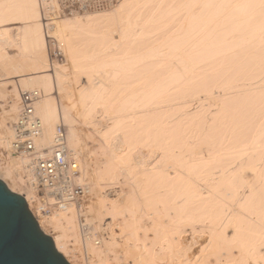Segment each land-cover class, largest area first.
<instances>
[{
	"label": "bare ground",
	"instance_id": "obj_1",
	"mask_svg": "<svg viewBox=\"0 0 264 264\" xmlns=\"http://www.w3.org/2000/svg\"><path fill=\"white\" fill-rule=\"evenodd\" d=\"M39 1L0 0V99L8 98L2 120L17 117L16 102L22 93L18 97V86L5 88L16 75L44 94L35 104L43 123L42 143L50 150L58 126H68V143L79 160L81 141L75 127L79 115L50 97L58 88L56 78L62 77L50 74L55 69L47 53ZM139 1L124 0L116 11L126 13L127 23L120 30L131 37L130 41L123 37L129 47L144 39L130 21ZM156 9L158 13L160 8ZM168 13L172 32L160 34L158 44H152L157 65L154 58L126 56L127 64L121 66L114 57L109 74L125 81L116 83L119 95H109L110 87L102 80L86 81L78 89L80 115L96 127V107L101 105L107 108L111 125L99 131L110 142L103 153L105 170L95 176L105 198L98 201L99 213L108 219L100 254L104 258L113 254V259H105L107 264H264V0H178ZM55 18H44L50 29ZM86 23L97 28L101 38L103 34L104 40L98 42L115 32L110 15H91ZM20 24L25 26L14 36L12 27ZM13 47H20L19 55L11 52ZM145 62L154 66H138ZM252 112L260 118L255 115L250 123ZM8 129L0 127V143L10 150V164L27 171L32 160L13 150L14 132L10 135ZM5 178L0 174L8 188L26 200L42 232L71 263L60 247L61 237L44 230L31 195L16 191ZM122 182L129 188L126 193ZM70 206L60 208L73 225L76 212ZM91 240L100 246V239L91 234L86 245Z\"/></svg>",
	"mask_w": 264,
	"mask_h": 264
},
{
	"label": "rangeland",
	"instance_id": "obj_2",
	"mask_svg": "<svg viewBox=\"0 0 264 264\" xmlns=\"http://www.w3.org/2000/svg\"><path fill=\"white\" fill-rule=\"evenodd\" d=\"M122 1H124V0H122ZM174 1L173 0H140L139 1V7L138 8L140 11L137 10L135 12L136 14L134 13L132 15L130 21H132V23H133V31H135V32L139 31V33H141L144 36V39H141V40H143V42L140 40L138 43H136L134 45H130V47H129V44H126V43H128L131 40L130 39L131 37L128 34H126L128 36H125V33L120 30V25L124 24V22L127 23L126 13L123 12L122 15L116 14V11L119 10L121 5H122V2H121V5L119 4L116 8H114L110 11H106V12L75 13L72 15L56 17L55 22L53 21L52 23H50V26L52 28V29H50L49 26H46L47 22L44 21V18L48 16L47 17V19H48L50 16H52V15H50L52 13V9H48L49 7H51V5L46 4L47 2H45L44 0L39 1L42 4V9H41L42 16H43L42 17V19H43L42 24H44V32H45L46 37H47V53H48L49 60L51 63V68L55 69L53 72H50V74L57 72L56 74L62 75V76L56 75V77L57 76L62 77V79L56 78L58 80L56 82L58 86L56 85V87H58V88H56L55 91H53V94L50 97L52 98V96H53L52 99L56 103H58L59 106L61 105L60 106L61 108L68 106V108L70 107L71 110L75 109L72 113L74 116L79 115V116L75 117V120H77L75 127L79 133V137H80V141H81V143H80L81 145L79 147L80 148L79 149L80 154L78 155L80 161L78 160V163L80 166L81 176L84 177L83 182H85L86 184L89 185V187H91V194L87 199L82 200L79 205H76V206L73 205L72 206L76 212V217H75L76 220H75V223L73 225H71V224L67 223L68 222L67 220H65V215H64V213L63 214L61 213L60 207L50 206L48 204V200L40 198L39 195H42L41 192H35L33 189H31L29 186H27L25 184L22 177L24 175V171H26V170L23 171V170L19 169L17 166H13L10 164V162H11L10 159H12L13 157L10 154V150L7 149V147L1 143H0V172H1L0 174H2L4 176V178L6 176L5 180L9 183L11 182L10 184L14 185V187H16V191H18L20 193H24L25 195H27V194L31 195L30 203L32 204V208L35 211L34 213H36V215L39 217L38 219H40V222L42 223L44 230L51 236L61 237L60 247L64 252L66 251V254H68V259L71 261L72 264H107V260H105L106 258H108V260L109 259L111 260L114 258L113 254H107L106 255L104 253L106 255V258H104L105 256L103 254H100V252H102V250H104V248H105V242L104 241L107 237V231H106L105 225L108 222V219H107V217L104 218V216H100V213H99L98 203L100 201H104L105 198L103 195L104 193H99L100 184L96 180V178L99 176V174H102L105 170L106 166L104 165L105 164L104 161L106 160V157L103 153L108 150L107 146H109V144L107 145L105 143L110 142V141L106 140L104 137H101V135H100L101 133L99 131L100 130L105 131L111 125L109 123L110 122L109 116L106 117L107 115L105 114V110L107 108H105V110H104L103 108L100 107L101 106L100 105V106L96 107L98 110L96 109L97 113H95V119H94L96 121V123L98 124V126L91 127L90 123H88L90 121V118L88 117L89 118V120H88L87 117L84 116L85 117L84 118L83 115H80L79 111L81 109V105H80V101H79L80 99H79V90L78 89L82 88V84L86 85V83H87L86 81H92V82L98 83V84L100 82L104 81L106 83H104V82L103 83L106 85L108 84L107 85L108 88L110 87L109 88L110 92L107 91V93L109 95H113L112 97L119 95L120 91H118V90H120L121 87L118 88V86L122 85V83L125 81H123L122 78H120V77L119 78L122 81L118 80V79L114 80L109 74L110 66H112L110 62L114 57H116L117 59H119L121 61V63H120L121 66L127 64V63L125 64V62H123L124 59H127V58H125L126 56H128V58L140 56V57H144V58H150L151 60H153V58H154L153 63L157 65V63H155L156 62L155 60L158 59V58H156L158 56L157 55L155 56V54H156L155 48L156 47H154V51H155L154 52L152 50V48H153L152 44H154V46H156L158 44V43L157 44H155V43L158 41L160 34L163 36L164 33H165L164 35H167V33L170 34L169 31L172 32V29H170V27H173V23L170 22L172 13L170 14L171 16H168L167 14H169L168 11L172 10L173 7L175 6V4H177L178 0H174ZM172 2H173V4H172ZM170 4L173 6L170 7ZM166 6L169 8V10ZM156 8H160V9H158L159 10L158 13L160 12L159 14L157 13ZM164 8H165V10L167 8V11H166L167 13L163 12V11H165ZM163 13H166V14H163ZM95 14L96 15H102V14L110 15L115 19V24H114L115 26L113 27V29H115V32L110 30V32L112 31L108 35L110 38L109 37L105 38L106 39L105 41H103L104 36L102 34L103 40H100V41H102L103 43L100 41L98 42V38L102 39L101 36L99 35V30L97 28H95L94 26H91L90 24L86 23V20L91 18V15H95ZM154 16L155 17L158 16L157 18L160 21H158V20L156 21V18ZM163 16L165 18L169 17L170 20H169V18H167L169 21L167 19L162 20ZM149 17H153L155 20H153V18H149ZM158 22H159L160 26L157 25ZM165 24H167V25H165ZM169 25H170V27H168ZM24 26H25L24 24L13 26L14 28L12 27V29H13L14 36H16L15 33H18V31L21 30L22 28H24ZM54 28H56V29L54 30ZM160 28H164V30L166 29L167 31L168 30L169 31L165 32L162 29L160 31L159 30ZM116 30H117V32H116ZM123 33H124V35H122ZM142 35H141V37H142ZM105 36H107V34ZM123 37L124 38L127 37L126 39H128L129 41L124 39ZM112 38L116 41H114ZM117 39H119V40H117ZM125 40H126V42H125ZM149 40H151V41H149ZM111 42H113L112 45H111ZM114 42H116V43H114ZM62 44H64V47L62 46ZM58 47L62 50L63 54L61 56L55 57L53 52H54V49L58 48ZM112 47H114L113 50H111ZM13 48L11 50V52L13 54H17L18 52H20L19 51L20 47L19 48L16 47L17 49L15 47H13ZM124 49L125 50L127 49V52L129 54L125 53ZM21 50H22V48H21ZM130 52H132V53H130ZM146 53H149V54H146ZM17 55H19V53ZM123 56H124V58H123ZM153 63H151L152 65H150L149 63L147 64L145 62V63H142L138 66L145 68L148 65L154 66ZM27 70H29V72L31 71L30 69H25V71H27ZM107 72H108V74H107ZM107 75H109V76H107ZM11 77L12 78H10V80L7 81L8 83H5V88L11 89L12 87L18 86L19 87L18 97L21 95L22 92L33 91L35 89V88H33L34 87L33 85H31V87H29L30 85L29 86L24 85V83L21 82V79L18 76L15 75V76H11ZM107 77H108V81H107ZM112 79H113V83L115 81V83L113 85H111ZM59 80H62V86H60L61 81L59 83ZM9 81H11V82H9ZM13 81H15V82H13ZM19 82L21 85L19 84ZM79 82H82V83H79ZM117 82L120 83V84H118V86L116 85ZM122 88H123V86H122ZM141 88L142 87L140 86V89ZM111 89H113V91H111ZM35 90H37V88ZM114 91H116L117 93H115ZM43 96H44V94H43ZM3 98L0 99V104H1L0 105V127L1 126L3 128L8 127L10 129V131L8 133L12 132V134H13V124L16 121V118L18 117L20 109H21V97L17 98L18 103L16 102V105H17V111L18 112H17V117H15L14 121L13 120L7 121L6 119L2 120L5 118L3 114L6 111L5 108L7 107L6 104L8 102V98L6 96H4ZM78 102H79V104H78ZM37 106H38V104L36 105V107ZM78 106H79V109H78ZM102 106L104 107L105 105L103 104ZM76 107H77V109H76ZM36 111H37V109H36ZM101 112L105 115L103 116V114ZM37 114H38V111H37ZM258 114L259 113H257V114H255L253 112L250 113V116H248L249 118L247 117L248 121L250 118H251L250 120H252V118H253L252 122H254L255 118H256L255 115L257 116ZM38 116L40 117L39 114H38ZM252 116H254V117H252ZM258 116H260V114ZM258 116H257V119L260 118ZM249 122L251 123V121H249ZM65 128L67 130V134L69 133L68 134V139H69V136H70L69 127L65 126ZM97 132L99 134H97ZM118 133L123 136V133H120V132H118ZM119 134L116 133L115 137ZM10 135H11V133H10ZM112 137L114 139L113 135H112ZM115 142H117V141H115ZM41 144L43 145V150H42L43 152L42 153H47L49 151V149L47 147H45V145L42 143V141H41ZM103 146H105V147H103ZM70 148H71V146H70ZM71 150H73V149L71 148ZM73 152H75V151L73 150ZM17 158H19V157H17ZM27 158H29V157H27ZM9 169H10V172L8 171ZM97 174H98V176H97ZM8 176H9V178H7ZM95 176H96V178H95ZM12 182H14V183H12ZM101 183L104 184L103 182H101ZM122 185L124 186L125 193L128 192L129 188L127 186H125V182L124 183L122 182ZM101 186H102V188H104L103 186H105V185H101ZM107 193L109 194L110 192H107ZM105 194H106V192H105ZM114 196L115 195L112 194L111 198L116 199V197H114ZM33 199L35 202L33 201ZM72 207H71V209H72ZM80 212H82V214L88 220V223L90 226V234L93 235L94 238L100 239V241H101L100 246L95 247L93 245V243H94L93 240H91L87 244L88 254H86V255L82 251L83 250L82 245H81V242L79 240V238L81 236L79 233V227L77 226L78 225V221H77L78 219L77 218H78ZM66 213H67V217H68V212H66ZM144 225L148 226V225H150V223L149 222L147 223V221H145ZM94 234L96 235V237ZM121 239L122 238H117V241H120ZM99 255H101V256H99ZM99 260H101V261H99Z\"/></svg>",
	"mask_w": 264,
	"mask_h": 264
},
{
	"label": "built area",
	"instance_id": "obj_3",
	"mask_svg": "<svg viewBox=\"0 0 264 264\" xmlns=\"http://www.w3.org/2000/svg\"><path fill=\"white\" fill-rule=\"evenodd\" d=\"M44 1L51 5L48 9H52L50 15L53 17L75 13L106 12L116 8L122 2V0ZM45 18L47 19V17ZM53 54L58 57L63 52L58 47L54 49ZM42 96L43 93L40 90L22 92L21 109L13 124V150L32 160V164L27 171H24L22 178L27 186L35 192L42 193L39 195L40 198L48 200V204L54 207H66L69 204L76 206L82 200L87 199L91 193L89 185L81 181L78 159L75 158L69 147L65 126H58L53 147L46 156L40 157L43 152V145L40 141L43 123L36 112L35 104ZM30 174H32V179ZM77 219L83 242L82 249L86 251V239L90 236V226L82 212L79 213Z\"/></svg>",
	"mask_w": 264,
	"mask_h": 264
},
{
	"label": "water",
	"instance_id": "obj_4",
	"mask_svg": "<svg viewBox=\"0 0 264 264\" xmlns=\"http://www.w3.org/2000/svg\"><path fill=\"white\" fill-rule=\"evenodd\" d=\"M0 264H71L42 232L26 200L1 179Z\"/></svg>",
	"mask_w": 264,
	"mask_h": 264
}]
</instances>
